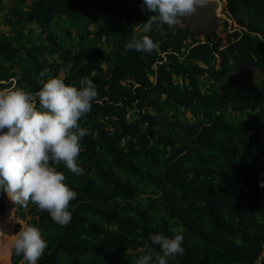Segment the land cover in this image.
<instances>
[{"label": "trees", "instance_id": "1", "mask_svg": "<svg viewBox=\"0 0 264 264\" xmlns=\"http://www.w3.org/2000/svg\"><path fill=\"white\" fill-rule=\"evenodd\" d=\"M12 2L0 0V80L36 92L87 76L98 93L80 121L84 174L56 165L77 193L70 223L18 204L47 242L37 264H136L160 251L155 233L184 237L167 264H264V0H225V45L180 24L144 32L143 0ZM143 35L158 50L125 49ZM248 69L261 78L221 83ZM11 263L27 264L14 249Z\"/></svg>", "mask_w": 264, "mask_h": 264}, {"label": "clouds", "instance_id": "2", "mask_svg": "<svg viewBox=\"0 0 264 264\" xmlns=\"http://www.w3.org/2000/svg\"><path fill=\"white\" fill-rule=\"evenodd\" d=\"M207 3L208 0H143L142 8L151 14L140 27L146 33L154 25L174 27L181 23V17L194 14ZM125 49L151 54L158 46L149 35H143L128 40ZM80 84L77 88L51 77L42 82L39 91L30 92L0 80V85H5L0 87V189L14 204L27 206L31 202L62 226L71 221L69 205L77 193L56 165L62 163L71 173L84 174L77 158L88 129L80 121L98 95L89 77H83ZM149 239L160 251L139 256L136 264H167V258L184 254L182 234L168 237L155 233ZM46 247L41 230L32 224L21 225L10 245L27 264H37Z\"/></svg>", "mask_w": 264, "mask_h": 264}, {"label": "rangeland", "instance_id": "3", "mask_svg": "<svg viewBox=\"0 0 264 264\" xmlns=\"http://www.w3.org/2000/svg\"><path fill=\"white\" fill-rule=\"evenodd\" d=\"M31 0H27L29 4ZM5 3V7H10L13 5L12 0H2ZM226 2L225 0H208V3L203 7H198L196 12L192 15L181 17L180 25L188 28L194 33H199V38L201 40L204 39L202 35L203 32L206 33H214L218 37L223 39V44L225 45V37L227 34V27L223 25L224 21H227L228 25H233V21L229 19L228 13L225 9ZM5 12V11H4ZM0 13V21L3 18V13ZM7 32L8 27L0 26V32ZM64 76L63 73L59 74V78L61 79ZM261 78V71L259 69H248L241 70L239 72H235L232 74H228L225 76L221 83L225 86H236L245 82H255ZM189 117V115H187ZM6 207L10 209V213L12 214V218L9 221L6 231L3 236L0 238V246L6 245L7 243L12 242L15 237V234L19 231L21 225L26 224L25 220H20L17 216H15L14 211L15 208L18 207V204H14L6 195L5 198ZM8 204V205H7ZM28 219V217H26ZM26 219V220H27ZM11 248L9 249V259L11 263ZM264 253V251H263Z\"/></svg>", "mask_w": 264, "mask_h": 264}, {"label": "bare ground", "instance_id": "4", "mask_svg": "<svg viewBox=\"0 0 264 264\" xmlns=\"http://www.w3.org/2000/svg\"><path fill=\"white\" fill-rule=\"evenodd\" d=\"M8 205V204H7ZM12 218V214L10 213V209L7 207L4 212L0 213V238L3 236L6 231V227L9 221ZM10 243L6 245L0 246V264H10L9 259V249Z\"/></svg>", "mask_w": 264, "mask_h": 264}, {"label": "built area", "instance_id": "5", "mask_svg": "<svg viewBox=\"0 0 264 264\" xmlns=\"http://www.w3.org/2000/svg\"><path fill=\"white\" fill-rule=\"evenodd\" d=\"M17 209H18V207H17V208H15L14 214L16 213Z\"/></svg>", "mask_w": 264, "mask_h": 264}]
</instances>
